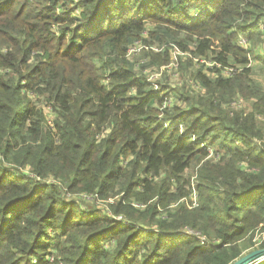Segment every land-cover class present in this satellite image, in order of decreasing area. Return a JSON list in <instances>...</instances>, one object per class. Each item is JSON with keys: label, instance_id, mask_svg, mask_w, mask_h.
<instances>
[{"label": "trees", "instance_id": "obj_1", "mask_svg": "<svg viewBox=\"0 0 264 264\" xmlns=\"http://www.w3.org/2000/svg\"><path fill=\"white\" fill-rule=\"evenodd\" d=\"M149 21L156 41L185 34L179 92L126 57ZM263 42L264 0H0V264H232L257 232L264 248ZM168 95L184 106L161 111ZM201 162L200 203L177 204Z\"/></svg>", "mask_w": 264, "mask_h": 264}, {"label": "rangeland", "instance_id": "obj_2", "mask_svg": "<svg viewBox=\"0 0 264 264\" xmlns=\"http://www.w3.org/2000/svg\"><path fill=\"white\" fill-rule=\"evenodd\" d=\"M198 13V10H194V14L196 15ZM156 27V24L154 23H151L149 21L148 25H147V29H146V32H144V34H142V37L143 38V42L144 44L146 45H155V44H160V45H166L167 46V49L166 51L162 52V53H151L150 55V65L153 66H163V65H168L171 63V61L173 62L175 59H177V62L179 61L178 60V57H180V55L178 54H181L179 53L178 49L181 50L179 48V46L176 44V43H173V41L175 40H180V39H183L185 37V34H182L181 37L179 39L175 38L171 33L167 32L166 30L161 31L162 33H164L166 35V39H168L167 41L168 42H161V41H156L153 36L151 35V30H154V28ZM145 35V36H144ZM141 37V38H142ZM264 43V42H263ZM264 46V45H263ZM251 47V46H249ZM259 48V46H256V48ZM256 48L254 47V50H253V55L252 56V59L253 60H250V63L249 65H252V68L250 69L251 70V77L259 84L261 85L263 88H264V62H261L258 58H257V55H258V51L256 50ZM261 48V46H260ZM264 49V47H262ZM168 51V56H165L164 57V54L165 52ZM182 51V50H181ZM255 53V54H254ZM155 54V55H154ZM154 56L156 57H159L155 60ZM164 59H167L166 62H164ZM164 62V63H163ZM169 62V63H168ZM168 63V64H166ZM190 69V68H189ZM179 70H180V66H179ZM185 71V72H183ZM181 70L180 71V76L181 78L183 79V82H186L187 80H189L191 78V73L190 71L187 69V70ZM164 82L163 83H167L169 84L170 86L172 85H175V82L167 77L166 79L163 80ZM183 85L180 86V87H177V90L176 91H180L178 90L179 88L183 89ZM174 102L179 105V106H184V103H180L177 99L174 98ZM240 106H242L244 104V106H248L246 103H245V100L244 99H240ZM238 103V102H237ZM236 103V104H237ZM237 105V107H240ZM49 111V109H48ZM49 119H51V117H49ZM180 123H183L182 121H176L175 123V126L180 124ZM168 125V124H167ZM205 142L204 141H201L199 142V146H201L202 144H204ZM208 158V157H207ZM202 164L201 163H197L195 164V166L193 168H190L184 175H183V181H188L186 183V195L183 196V198H180V200L178 202H176L177 204L179 203H185L186 205L188 206H193L194 203L196 202V197L194 196V194L197 195V198H198V203H200L201 201V198H200V193L199 191H195L194 188L196 187V182L197 181V178H198V173H199V168H200V165ZM197 203V204H198ZM55 231L51 228L49 229V233L50 235H52ZM182 234L184 236H191L192 235V232L190 231H186L184 230L182 232ZM260 236L261 235H258V232H257V235L255 237V241H253L254 243L251 244L250 241L251 239H249L248 237L244 240H242L239 244V246L243 249V255L245 254H248L254 250H257V249H261L260 248V243H259V239H260ZM203 239V238H201ZM104 241V240H103ZM102 241V242H103ZM48 242V241H46ZM105 243V242H104ZM242 255V256H243Z\"/></svg>", "mask_w": 264, "mask_h": 264}, {"label": "built area", "instance_id": "obj_3", "mask_svg": "<svg viewBox=\"0 0 264 264\" xmlns=\"http://www.w3.org/2000/svg\"><path fill=\"white\" fill-rule=\"evenodd\" d=\"M145 36V35H144ZM144 38V37H143ZM143 38L135 40L127 50L126 57L129 61L133 62L135 68L137 70L143 71L146 80L149 84H151L155 89H159V86L163 84V80L166 79L167 77L171 78L176 85H180L183 83V79L180 76V70L179 66L180 63L179 61L177 62V59H175L173 62L171 61L170 64L168 65H163V66H153L150 65V54L151 53H162L166 51L167 46L165 45H160V44H155V45H146L144 44ZM240 42L242 45L245 47L249 46V42L241 38ZM178 54L180 57L185 58L187 55H190L189 53H185L181 50H179ZM179 60V57H178ZM193 63L195 64L197 69L202 68L204 72L208 75H210V68H215L214 71H216V75H223L224 77H229L234 74L239 73L242 70V66L240 65H230V66H223L222 64L218 62H213L211 59H207L205 57H194L193 58ZM251 65H249L250 67ZM192 80H190L191 83ZM196 88L200 89L199 85H196ZM170 94V93H169ZM237 103V102H236ZM235 106L237 107L240 106V101ZM174 98L171 95H168L165 97L164 102L161 105V111H169L172 107H174ZM180 128L183 127V124L180 123L178 124ZM168 127H171L170 123H168ZM196 197V202L194 203L193 206H189V208H194L198 206V198L197 195L194 194ZM198 203V204H197ZM36 263V261L34 260Z\"/></svg>", "mask_w": 264, "mask_h": 264}, {"label": "water", "instance_id": "obj_4", "mask_svg": "<svg viewBox=\"0 0 264 264\" xmlns=\"http://www.w3.org/2000/svg\"><path fill=\"white\" fill-rule=\"evenodd\" d=\"M264 261V248L254 250L241 256L232 264H260Z\"/></svg>", "mask_w": 264, "mask_h": 264}]
</instances>
